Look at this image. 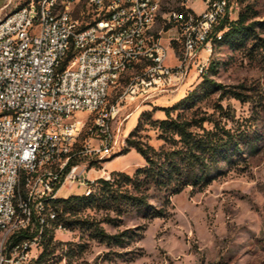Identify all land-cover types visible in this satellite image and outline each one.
<instances>
[{"label":"built area","instance_id":"1","mask_svg":"<svg viewBox=\"0 0 264 264\" xmlns=\"http://www.w3.org/2000/svg\"><path fill=\"white\" fill-rule=\"evenodd\" d=\"M188 1L175 8L171 20H161L160 34L147 48H140V39L156 0H95L94 12L76 23H69V14L80 5H70V0L58 5L60 16H51L45 1L29 0L31 10L0 32V229L8 221L23 222L26 205L35 206L27 232L34 237L12 245L18 232L1 264H21L32 249L40 248L42 197L110 180L104 166H93V157L118 145L112 124L121 106H151L161 95L182 89L193 70L203 75L199 53L209 51L232 2L200 0L204 11L197 14ZM193 21H201L197 35L181 38L182 27ZM49 22H57V30H49ZM165 34L172 35L169 45L164 44ZM171 42L180 46L179 52ZM148 48H156V57L148 56ZM170 57L173 65L168 64ZM134 65L145 68L146 78L133 80V89L120 95L115 112L107 113L110 89L120 81L119 73ZM85 128L95 129L87 154L71 163L61 160L38 192H27L28 175L39 162L53 166L59 153L79 145ZM60 231L66 230L60 226Z\"/></svg>","mask_w":264,"mask_h":264},{"label":"rangeland","instance_id":"2","mask_svg":"<svg viewBox=\"0 0 264 264\" xmlns=\"http://www.w3.org/2000/svg\"><path fill=\"white\" fill-rule=\"evenodd\" d=\"M28 1L0 0V20L27 5ZM178 1H167L164 9L166 19L175 13L179 4L187 2ZM231 2L226 17L228 21H236L239 14L249 11L252 15L249 25L264 24V0ZM188 5L197 14L204 11L200 0H189ZM161 20L155 26V32L160 31ZM254 33V39L236 50L214 41L221 40L222 33L219 32L221 38L212 37L210 50L199 53V61L204 66L203 75L199 76L193 70L182 89L161 95L151 106L139 102L121 106V112L112 124L118 145L114 148V155L102 166L110 175L117 172L130 176L145 166L135 150L123 155L126 139L142 114L150 113L154 121L165 119V114L159 109L173 106L196 90L200 96L198 113L213 116L227 128L250 131L255 148L246 149L237 166L221 164L225 174L204 190L186 188L170 198L153 195L151 204L157 209H165L160 218H146L136 209L118 216L112 211L86 208L82 213L84 218L89 217L100 224L109 235L129 231V242L122 248L106 246L87 230L76 228L60 231V226H57L54 243L61 250L55 254L54 262L66 264L62 250L81 246L85 253L74 257L73 264H264V49L254 44L258 39L264 40V26H254ZM172 35H164L165 45H169ZM170 46L179 52L180 46L175 42H171ZM173 62L170 57L168 64L173 65ZM140 70L137 69L135 76L139 75ZM131 78L134 76H129L110 92L108 111L115 108L120 95H128L126 89ZM204 81H211L218 87L206 92ZM224 90L239 95L241 100L231 94H223ZM220 107L224 109L223 112ZM205 127L212 129L213 126L206 124ZM158 135V131L148 124L147 118H142L136 138L159 150L163 141L158 139ZM91 177H96V174L91 173ZM85 192L86 188L78 185L65 187L58 193V198L82 196ZM41 252V245L38 249H32L21 264H35Z\"/></svg>","mask_w":264,"mask_h":264},{"label":"trees","instance_id":"3","mask_svg":"<svg viewBox=\"0 0 264 264\" xmlns=\"http://www.w3.org/2000/svg\"><path fill=\"white\" fill-rule=\"evenodd\" d=\"M185 1L180 0L178 3ZM250 13L245 11L239 14L236 21L225 19L217 28V32L222 33L221 40L214 41L236 50L245 46L255 37L254 26H264L263 23L249 25L252 19ZM254 44L264 49V40L258 39ZM204 82L206 92L218 87L211 81ZM223 94H231L241 100L239 95L230 91L224 90ZM198 101L200 96L196 90L173 106L159 109L165 114V119L154 121L150 113L142 114L141 117H146L148 124L158 131V139L163 141V145L156 150L136 138L137 130L142 124L141 118L126 139V149L123 150V155L135 150L145 162V166L138 168L132 176L114 172L109 181L98 179L90 196H72L51 201L48 205L55 213L56 220L50 229L43 231L42 252L35 264H58L54 262L55 254L61 250L59 245L54 243V231L57 226L65 230H87L94 239L106 246L115 245L122 248L129 242V231L109 235L100 224L91 221L89 217L84 218L82 213L86 208L112 211L118 216L136 209L146 218H160L165 209H157L151 204L153 195L170 198L186 188L204 190L225 174L221 164L229 167L239 165L245 150L255 148L251 132L241 128H227L213 116L198 113ZM219 109L224 111L222 107ZM206 124H211L212 129H207ZM21 233L12 239V245L34 237L27 232ZM62 252L65 253L66 264H73L72 259L83 256L85 250L81 246H70Z\"/></svg>","mask_w":264,"mask_h":264},{"label":"bare ground","instance_id":"4","mask_svg":"<svg viewBox=\"0 0 264 264\" xmlns=\"http://www.w3.org/2000/svg\"><path fill=\"white\" fill-rule=\"evenodd\" d=\"M37 1H45L48 4V12L51 16H60V6L63 5V0H37ZM168 0H156L155 6L152 8L149 19L144 21L145 35L140 39V48H147L153 43L156 34H160V31L155 32V26L160 21L163 20H171L172 16L175 13L169 15L168 19H166V14L164 9L166 8ZM94 4L95 0H70V5H80L79 9H74L69 14V23H76L83 17H88V13L94 12ZM31 10V2L27 5L13 11L9 15H7L4 19L0 20V32H3L7 24L15 22V19L23 17L25 12ZM167 10V9H166ZM167 12V11H166ZM1 19V18H0ZM201 29V21H193L190 26L182 27V38H188L189 36H196L198 30ZM49 30H57V22H49ZM220 39L221 36L219 33L213 35V37H217ZM217 39V38H216ZM212 41V39H211ZM211 41L209 42V50ZM148 56L156 57V48H148ZM140 70L139 75L135 74L136 71ZM204 73V66H203ZM129 76H134V78L130 79V84L126 89V93H128L131 89H133V80H141L146 78V70L145 68H141V65H134L132 67H127L119 73V82H117L111 89H116L120 86L121 82L127 79ZM115 108H112L108 111L107 104V113H114ZM95 137V129L93 128H85L83 130L78 146H71L69 150L63 151V153H59V158H53V166H49L48 161H40L38 166L33 169V172L28 175L27 178V192H38L40 190L41 183L46 175H54V167H61V160H64V163H71L72 158H75L77 155H85L88 152V148L92 146ZM114 150L107 153L105 156H97L93 157V166L101 167L104 165L107 159L111 158L114 155ZM95 186L86 187V192L84 195L90 196L91 193L94 192ZM58 193H54L48 196H44L41 199V204L39 208V230L42 232L45 229H50V226L54 222V214L52 209L49 207V203L58 198ZM85 196V197H86ZM30 217H35V206L34 204H27L25 207V213H23V222L20 220H12L8 221L1 229H0V264L1 262L6 261L8 247L10 245L11 238L14 237L18 232H28ZM63 229V228H62ZM59 230V229H58ZM22 234V233H21ZM24 234V233H23ZM27 235V234H26ZM22 237V236H21ZM41 245V244H40Z\"/></svg>","mask_w":264,"mask_h":264},{"label":"crops","instance_id":"5","mask_svg":"<svg viewBox=\"0 0 264 264\" xmlns=\"http://www.w3.org/2000/svg\"><path fill=\"white\" fill-rule=\"evenodd\" d=\"M174 63V62H173Z\"/></svg>","mask_w":264,"mask_h":264}]
</instances>
